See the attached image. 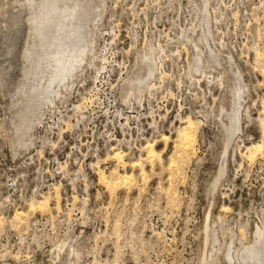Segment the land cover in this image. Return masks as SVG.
I'll return each mask as SVG.
<instances>
[{
  "label": "rangeland",
  "instance_id": "obj_1",
  "mask_svg": "<svg viewBox=\"0 0 264 264\" xmlns=\"http://www.w3.org/2000/svg\"><path fill=\"white\" fill-rule=\"evenodd\" d=\"M51 10L64 26L74 13L96 49L53 105L40 93V39L60 30ZM34 19L50 21L37 33ZM129 110L151 137L104 148L112 111ZM187 114L195 150L171 172ZM154 141L162 163L144 164L145 180L127 167L133 179L99 182L114 152L129 164ZM253 246L264 247V0H0V264H241Z\"/></svg>",
  "mask_w": 264,
  "mask_h": 264
},
{
  "label": "bare ground",
  "instance_id": "obj_2",
  "mask_svg": "<svg viewBox=\"0 0 264 264\" xmlns=\"http://www.w3.org/2000/svg\"><path fill=\"white\" fill-rule=\"evenodd\" d=\"M46 1V0H44ZM51 1V0H49ZM58 1V0H57ZM48 2V1H47ZM56 2V1H55ZM61 2V1H60ZM59 2V3H60ZM58 3V4H59ZM47 4V3H46ZM46 4H42L41 5V10L42 13H44L45 11V5ZM50 3H48V6ZM55 4V3H54ZM77 5H79L78 3H76ZM75 4V5H76ZM57 5V4H55ZM47 6V7H48ZM53 6V5H51ZM71 7V6H69ZM54 8V7H53ZM56 8V7H55ZM60 8V7H59ZM62 8V7H61ZM63 8H64V5H63ZM68 8V7H67ZM52 9V7H51ZM57 9H58V5H57ZM71 9V8H70ZM77 8H75L76 10ZM80 9V8H79ZM48 10L47 12H49L50 8L49 9H46ZM63 10V9H62ZM60 10V11H62ZM67 9L65 8L63 10L62 13H64V11H66ZM69 10V9H68ZM67 10V11H68ZM72 10V9H71ZM74 10V11H75ZM81 10V9H80ZM52 11V10H51ZM84 11V10H83ZM53 12V11H52ZM52 12H50L52 14ZM72 12V11H71ZM77 11H75L76 13ZM41 13V12H40ZM42 13L39 14L42 16ZM46 13V12H45ZM54 15L53 17L57 14L55 12H53ZM58 13V12H57ZM60 13V12H59ZM69 13V12H68ZM47 14L46 13V17H47ZM65 14V13H64ZM74 14V13H73ZM71 14V15H68L69 20L67 19L66 15V19L65 21H68L69 23V27L68 30L66 31L65 35L63 33V31L65 30V26L64 24H66V22L61 23V17L62 14L57 17H55L57 19V21L55 22H58L57 25H58V29L60 30H56V32L54 31V34L52 32V37L48 40H46L45 37H43L42 39V42L46 45V49L44 48V46H42V51H43V54H42V58L43 59H46V65L43 67V70L40 69V71L42 70V74H45L47 75L46 79V85L45 87L43 88L42 92L41 93V96L43 97V99L45 101H48L49 105H53V101L51 100H48L49 98V94H57V95H60V93L57 91L58 88L60 87H64L65 89H68L69 85L72 83L73 81V78L77 76V71L79 69L82 68V64L81 63H84L85 59L86 58H89V61L90 60H93L94 57H95V48H94V41L93 40H89L88 43H86L82 37V32H81V29H82V25H78V23L76 24L75 22H73L74 18V15ZM49 15V14H48ZM79 16L83 15L82 12L79 11ZM45 16V15H43ZM76 16V15H75ZM50 17V16H49ZM47 17V19L49 18ZM63 17V16H62ZM38 18V17H37ZM36 18V19H37ZM41 18V17H40ZM42 19V18H41ZM45 20V21H40V22H37L35 19L33 21V30L35 32H37V27H40L42 29L45 28L44 25L47 24V21H50V20ZM43 20V19H42ZM53 19H51L52 21ZM64 20V19H63ZM62 20V22H63ZM54 21V20H53ZM53 22V23H55ZM83 23V22H82ZM55 25V24H54ZM53 25V26H54ZM48 26H51V23L48 24ZM52 26V27H53ZM65 27V28H64ZM55 28V27H53ZM47 29V28H46ZM67 29V28H66ZM44 30V29H42ZM50 30V29H49ZM55 30V29H53ZM44 32V31H43ZM38 33V32H37ZM63 33L64 35V39L61 37V34ZM41 34V33H40ZM39 34V35H40ZM46 34V33H45ZM44 34V35H45ZM49 34V32H48ZM43 35V33H42ZM41 35V37H42ZM43 35V36H44ZM50 35H51V31H50ZM49 35V36H50ZM47 36V35H46ZM48 36V37H49ZM64 40V42H63ZM71 43L70 45H67V43ZM68 43V44H69ZM148 44V43H147ZM146 44V45H147ZM145 45V46H146ZM154 46V45H153ZM161 45H159V48H160V51H161ZM153 48V47H152ZM151 48V49H152ZM156 48V47H155ZM158 49V48H157ZM163 50V48H162ZM156 51V50H155ZM158 53V52H157ZM162 53V52H160ZM158 53V54H160ZM165 53V51H164ZM155 55V54H154ZM149 56V55H148ZM156 58V57H155ZM161 58V57H160ZM148 59V58H146ZM104 60V59H103ZM160 60V59H159ZM39 61V60H38ZM157 61V59H156ZM160 62V61H159ZM162 62V61H161ZM160 62V63H161ZM88 65V64H87ZM86 66V65H85ZM164 66V64L162 65ZM84 67V66H83ZM161 67V66H160ZM87 68V67H86ZM163 69V68H162ZM161 69V71H163ZM37 70V69H36ZM36 70H34V72H36ZM188 70V68H187ZM39 71V70H38ZM81 72V71H80ZM154 65H151V63H149L147 65V68H146V75H145V78L143 80H139L138 82H143L144 80L146 81L147 78H150L153 76L154 74ZM159 72V71H158ZM165 72V71H164ZM164 72H160L161 74L164 73ZM189 72V71H188ZM165 74V73H164ZM189 74V73H188ZM191 74V72H190ZM193 75V74H192ZM42 76V75H40ZM161 76V75H160ZM159 76V78H160ZM168 76V75H167ZM190 76V75H189ZM164 75L161 77L163 79ZM158 78V79H159ZM167 78V77H166ZM39 79V78H38ZM79 79V78H78ZM75 81V80H74ZM45 82V81H44ZM76 82V81H75ZM164 82V81H163ZM74 84V82L72 83ZM76 84V83H75ZM72 87V86H71ZM70 87V88H71ZM157 88V87H155ZM70 90V89H69ZM64 91V90H63ZM152 92V91H151ZM62 93V91H61ZM70 93V91H69ZM171 94V93H170ZM58 97V96H57ZM53 100V98H52ZM55 105V104H54ZM79 106L76 107V109H78ZM80 109V108H79ZM188 116V117H187ZM190 116V117H189ZM181 118V117H180ZM179 118V119H180ZM184 121H182V127L178 128L177 132H176V140L174 141V152L172 154V156L169 158V164H168V169L169 171L171 172H175L177 171V169L179 168V166H181V162H183V158L188 155V153L190 152H194L195 150V144H196V138H197V132H198V123L195 122L192 118H191V115H186L184 117ZM183 118H181L182 120ZM235 120V119H234ZM237 120V119H236ZM235 120V121H236ZM238 124V122H237ZM231 126V125H230ZM235 127V126H234ZM233 129V128H232ZM235 130V129H234ZM232 130V131H234ZM231 136V135H230ZM228 136V137H230ZM165 144V146L167 145V143L169 142V137H166V136H162V140ZM156 146H157V142L154 141L152 143H148L146 144L143 148H142V151L145 152V157L143 159H140L139 161H135V162H132V163H127L125 161L124 156H126V154L122 151H117V152H114L112 154L111 157H108V159L110 160H113L115 162V170L112 171V173L110 174V176L106 177V175L103 173V172H99L98 175H99V182L104 186V187H107V188H114L116 187L117 183H120L119 181H122V180H130V179H133V175H124L121 176L119 174V171H118V168H121L124 169L127 167L130 168V170L132 171H136L138 170L139 173H140V177L142 180H145L146 179V172H145V169H144V164H147V165H151L153 166L156 162L158 163H162V152H158L156 150ZM228 146V145H227ZM111 149H116V148H111ZM247 153L249 155V158L252 159L254 158V156L259 152L261 151V144L260 143H256V144H253L251 145L250 147H247ZM115 151V150H114ZM183 165V163H182ZM224 163L222 162V166L220 168L221 172H223V168H224ZM173 175V174H172ZM48 206V200L45 201V203H40L38 204V206H34V205H31L30 208L31 210H40V211H44V209H46ZM224 209H227V208H224ZM17 216H20V214H17ZM20 217H23L22 215ZM19 218V217H18ZM15 219V218H14ZM19 220V219H18ZM256 237H258V240H259V237H261V234L259 232V230H257L256 232ZM231 248V247H230ZM264 247H256V246H253V247H249L247 249H245L242 254H241V260H242V263L245 262L246 264H264V250H263ZM230 254V253H229ZM230 256V255H229ZM231 259V258H230ZM229 259V260H230ZM239 261V260H238ZM241 263V264H242Z\"/></svg>",
  "mask_w": 264,
  "mask_h": 264
},
{
  "label": "built area",
  "instance_id": "obj_3",
  "mask_svg": "<svg viewBox=\"0 0 264 264\" xmlns=\"http://www.w3.org/2000/svg\"><path fill=\"white\" fill-rule=\"evenodd\" d=\"M110 103L114 104L115 100L110 101ZM177 107H178L177 108L178 111L182 113L191 114L189 113L190 111H192L191 107L189 106L187 107L177 106ZM141 108L142 107H140V111L138 113L143 111V109ZM122 114L123 116H121L117 111H112L111 118L117 121L116 127L114 128V131H112L113 133L109 137H107V141L104 143L103 147L104 148H106V146L109 148L118 147L119 149L123 148L128 151L134 152V150L138 149L136 146H139L141 142H144L151 137V133H149L148 130L146 129L142 130L143 128L142 125L141 128H137V126H135L137 124V120L139 116L134 117L132 115L134 114L132 113V111L129 110ZM179 117L181 116L179 115ZM132 132L135 133V139L131 143L129 138L131 137Z\"/></svg>",
  "mask_w": 264,
  "mask_h": 264
}]
</instances>
